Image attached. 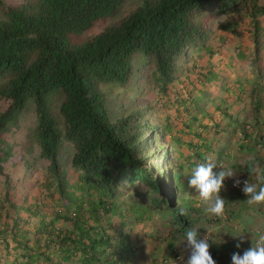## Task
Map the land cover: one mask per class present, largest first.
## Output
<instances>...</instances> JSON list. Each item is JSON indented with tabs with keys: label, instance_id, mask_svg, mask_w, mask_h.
Wrapping results in <instances>:
<instances>
[{
	"label": "trees",
	"instance_id": "16d2710c",
	"mask_svg": "<svg viewBox=\"0 0 264 264\" xmlns=\"http://www.w3.org/2000/svg\"><path fill=\"white\" fill-rule=\"evenodd\" d=\"M126 2L0 0V264H138L164 230L173 249L192 168L264 149V0H137L87 35Z\"/></svg>",
	"mask_w": 264,
	"mask_h": 264
},
{
	"label": "rangeland",
	"instance_id": "374dc122",
	"mask_svg": "<svg viewBox=\"0 0 264 264\" xmlns=\"http://www.w3.org/2000/svg\"><path fill=\"white\" fill-rule=\"evenodd\" d=\"M24 1L26 0H5L10 5L19 4ZM136 1L127 0L125 6L114 17L108 18L101 25L95 26L87 35L94 36L102 30V26L113 25L118 22L120 18L126 15L128 9ZM30 61L31 59H28L27 63H30ZM102 86L105 87L104 84ZM114 91L117 92V89H114ZM137 103L138 108L141 109L144 116L147 117L150 115L152 110L148 98L140 97ZM26 106L27 109L21 112V115H25L27 118L25 121L30 122L34 112L30 104ZM5 109L6 106L2 98L0 99V113ZM25 121L22 122V125L26 123ZM257 154L260 156V159L264 158V153L261 150L258 149ZM150 169L151 178L158 179L161 177V172L157 166L151 165ZM229 169L232 170L234 176L224 180L223 188L219 193L220 197L225 199L224 215L222 217H216L206 213L204 211L205 205L198 200L200 210L197 215L196 226L192 228L199 232L200 237L208 241L210 245L209 251L212 253L216 264H229L227 262H229V257L233 253H240L242 255L251 245H255L261 235H264V203L248 205L246 203V197L241 192L243 181L248 179L250 183L254 184H260L262 181L256 180L253 175H247L246 168L237 169L236 166L231 165ZM237 179L241 181V184L233 187ZM192 220H196V214H193ZM158 234L161 237L155 240H145L144 235L139 237L142 241L143 251H145L144 260H149L150 264H174V261L182 264L180 260L177 261L175 259V255H183L184 259H187L186 238L174 235V247L173 249H169L168 244L171 234L168 232V238L165 230L163 233ZM237 243L240 244L239 248L236 247ZM147 250L148 252H146ZM153 258H156L157 261Z\"/></svg>",
	"mask_w": 264,
	"mask_h": 264
},
{
	"label": "clouds",
	"instance_id": "9594fccd",
	"mask_svg": "<svg viewBox=\"0 0 264 264\" xmlns=\"http://www.w3.org/2000/svg\"><path fill=\"white\" fill-rule=\"evenodd\" d=\"M249 129V128H248ZM216 164L213 163L212 157L206 156L205 161L197 163L191 171V175L187 181L188 188L194 189L196 198L202 202L204 211L216 217H222L225 211V199L221 198L219 193L223 188V182L226 178H231L234 173L231 169L214 171ZM259 169L255 166L251 168L253 174ZM264 180V178H262ZM241 184L240 180H235L233 187ZM241 192L246 197L248 205H259L264 203V182L260 184L243 181ZM186 251L187 259L183 255H175L180 257L182 264H216L209 252V243L206 239L200 238V234L195 229H186ZM239 248L240 244L237 243ZM179 261V260H177ZM176 264V261H174ZM231 264H264V235H261L255 245H251L243 254L233 253L231 256Z\"/></svg>",
	"mask_w": 264,
	"mask_h": 264
},
{
	"label": "crops",
	"instance_id": "0c3cea01",
	"mask_svg": "<svg viewBox=\"0 0 264 264\" xmlns=\"http://www.w3.org/2000/svg\"><path fill=\"white\" fill-rule=\"evenodd\" d=\"M251 121V120H250ZM249 133H253V136L254 135H256L257 133H258V131L256 130V129H254V128H250V130H247ZM253 136H248V138L250 137V138H252ZM236 137V136H235ZM238 137V136H237ZM239 138V137H238ZM234 141H236L235 139H234ZM253 141L251 140V139H247V138H245V140H242V141H239V144L240 145H243V148H244V152L245 153H243V155L242 156H234V153L236 152L235 151V148L232 150V152H231V155H230V158L229 159H227L225 162H224V165H225V167L223 168L224 170H228L229 168H230V166L231 165H234V166H237L236 164H240L241 166H243L242 165V163L244 164V162H246V164H245V168H246V170H247V175H250L249 174V171H248V168L246 167V166H251V164L249 163V160L250 159H253V157H255L256 156V154L257 153H255V151H250V149H254L255 150V148H252V145H253ZM248 145V146H246V147H244V145ZM259 150H261L263 153H264V149H262L261 147L260 148H258ZM257 149V150H258ZM259 155H257L256 157H258ZM248 157V158H247ZM260 157V156H259ZM261 161V160H260ZM258 162V164L256 163V164H254V165H252V166H255V167H257L258 169H259V171L257 172V173H255L254 175H253V177L257 180H259V181H262V182H264V180H262V178H264V172L262 173V168H264V161H262V162ZM241 166L240 167H237V169H241ZM262 167V168H261ZM221 170V169H220ZM196 194H192V193H190L189 194V197H190V199H192V198H194V197H196L195 196ZM198 200V199H197ZM149 240V239H148ZM146 252H148V250L146 251ZM155 252V251H154ZM176 254V253H175ZM177 255V254H176ZM144 257H145V251H143V254L141 255V257L140 258H138L137 259V263L138 264H150L149 263V260H144ZM230 258V260H229V262H227V263H229V264H231V256L229 257ZM155 261H157L156 260V258H153ZM176 264H178V263H176Z\"/></svg>",
	"mask_w": 264,
	"mask_h": 264
},
{
	"label": "built area",
	"instance_id": "2783aa9c",
	"mask_svg": "<svg viewBox=\"0 0 264 264\" xmlns=\"http://www.w3.org/2000/svg\"><path fill=\"white\" fill-rule=\"evenodd\" d=\"M180 257H181V256H177V260H180Z\"/></svg>",
	"mask_w": 264,
	"mask_h": 264
}]
</instances>
